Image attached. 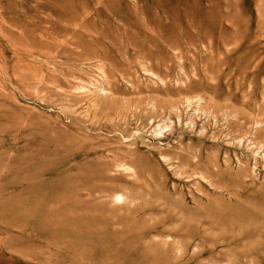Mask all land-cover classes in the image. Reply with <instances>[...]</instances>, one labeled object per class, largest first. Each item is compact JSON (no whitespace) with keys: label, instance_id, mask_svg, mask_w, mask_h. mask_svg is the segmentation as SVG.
<instances>
[{"label":"rangeland","instance_id":"374dc122","mask_svg":"<svg viewBox=\"0 0 264 264\" xmlns=\"http://www.w3.org/2000/svg\"><path fill=\"white\" fill-rule=\"evenodd\" d=\"M0 264H264V0H0Z\"/></svg>","mask_w":264,"mask_h":264}]
</instances>
